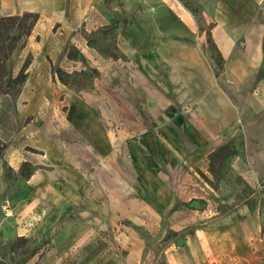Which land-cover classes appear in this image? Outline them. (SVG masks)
<instances>
[{
  "label": "rangeland",
  "instance_id": "obj_1",
  "mask_svg": "<svg viewBox=\"0 0 264 264\" xmlns=\"http://www.w3.org/2000/svg\"><path fill=\"white\" fill-rule=\"evenodd\" d=\"M101 1L0 0V16L37 14L23 48L9 62L15 75L29 57L26 81L17 93L0 92V264H167L164 252L185 250L194 229L202 227L175 229L183 222V215L171 220L175 211L201 213L209 221L240 207L258 208L264 227V185L247 184L231 167L232 159L216 163L214 176L209 169L204 131L215 143L230 133L235 137L225 143L235 148L239 143V87L231 86L234 77L223 72L217 45L214 50L208 46L212 23L204 21L199 0H175L190 24L180 23L160 0H127L126 7L122 0ZM111 22L117 24L115 40L105 31L94 33ZM87 36L93 44H87ZM115 43L119 57L105 56ZM168 46L202 49L215 64L214 79L224 81L231 100L228 117L216 123L195 117L206 108L196 102L204 94L196 93V86L170 84ZM69 48L79 53L77 58L66 57ZM139 57L154 70L145 102L137 101L133 86ZM56 68L68 74L67 84L52 75ZM91 68L98 72L93 80L74 74L81 69L90 74ZM253 78H264V60ZM82 85L88 88L78 90ZM90 91L89 107L112 117L91 115L81 100ZM85 110L83 128L86 122L90 138L108 153L97 161L104 183H96L92 168L84 166L85 183L73 185L69 197L32 198L31 185L15 164L27 153H42V145H69L73 135L88 145L71 125L83 121L79 112ZM71 112L75 119H69ZM89 187L95 196L87 199L83 192Z\"/></svg>",
  "mask_w": 264,
  "mask_h": 264
},
{
  "label": "crops",
  "instance_id": "obj_2",
  "mask_svg": "<svg viewBox=\"0 0 264 264\" xmlns=\"http://www.w3.org/2000/svg\"><path fill=\"white\" fill-rule=\"evenodd\" d=\"M160 1L173 11L180 23L190 24V16L177 1ZM122 2L123 7H126L127 0ZM199 3L205 10L202 16L204 21L212 23L209 35L212 42L217 45L223 60V72L234 77L236 83L231 86L239 87L236 100L240 128L236 137L238 136L239 143L235 148L237 154L232 158L230 165L250 186L258 183L264 185V78H253L255 72L263 69L264 0H199ZM88 25H93L91 19H88ZM166 49L169 57L167 66H169L170 84L174 87L196 86V93L204 94V98L197 97L196 102L206 104L204 105L206 108L200 110V114H196L195 117L210 118L215 120L214 123L228 117L226 109H231L229 94L224 89V84H221L224 81L214 79L212 68L215 64H211L203 57L202 49L189 46H168ZM128 53L135 55V52ZM138 60L137 80L133 86L138 91L137 97H140L137 101L145 102L149 91L147 83L154 79V75L151 74L153 69H148L149 64L142 57ZM159 84L157 82L158 86ZM96 85L94 82V86ZM134 91L135 88L131 90V97L135 95ZM81 100L85 107L90 109L91 115L97 112L100 117L101 115L112 117L107 111H94L89 107L92 103L91 91L82 94ZM198 107L203 106L198 105ZM79 113L83 121L71 125H75L72 127L78 129V137L85 135V139L89 140L88 145L80 141L76 142L78 138L73 135L69 137L71 142L69 145L58 148L53 144L42 145L39 148L42 153H27L23 160L15 164L16 171L23 162L28 163L30 168L32 166L35 168L27 178L31 185L32 198L38 200L56 194L69 197L73 185L85 183L86 178H82L84 166L92 168L91 172L95 177L93 180L96 183L99 185L101 182L104 183L101 177V162L97 161L107 158V150L101 142L96 143L90 138L92 130L86 122L83 128L87 116L86 110ZM75 118L71 112L69 119ZM193 133L198 134L199 130L198 132L193 130ZM208 134V130L202 133L204 138L202 143L206 141L207 156L216 147L235 137L230 133L227 140L215 143L213 136L208 137ZM106 136V144L110 145L112 140L108 134ZM41 166H53V168L44 170ZM91 191L90 187L87 188L83 196L87 199L93 198L95 193ZM172 202L169 201L167 204L171 205ZM215 212L212 211L211 214ZM186 215H189L188 221L184 219ZM180 216L183 222L174 227L175 229L197 224L202 227L194 229V233L187 241L188 248L185 250L175 249L164 252L167 264H264L263 213L258 208L250 211L246 207H240L222 218H213L209 221H203L201 213L194 216L185 214L184 211H175L171 220L177 222Z\"/></svg>",
  "mask_w": 264,
  "mask_h": 264
},
{
  "label": "trees",
  "instance_id": "obj_3",
  "mask_svg": "<svg viewBox=\"0 0 264 264\" xmlns=\"http://www.w3.org/2000/svg\"><path fill=\"white\" fill-rule=\"evenodd\" d=\"M37 20V14L31 12H23L21 14L15 15H3L0 16V92L2 94L8 93H17L23 86L24 82L27 78L26 69L29 65V57L27 56L17 71L15 75H12L9 69V62L10 60L23 48L26 38L30 35L35 23ZM126 22V19H123V23ZM116 29L117 24L116 22H111L106 25H103L101 28H98L94 33H101L105 31V33H110L112 39H116ZM87 44H93V40L91 41L88 36L86 37ZM95 41V40H94ZM208 46L211 49H215V45L212 42L211 38L207 37ZM66 57L69 59L77 58L79 53L74 52L71 53V49H66L64 51ZM107 57H111L113 59H117L118 53L116 49V43L113 46V52L106 53ZM218 56V54H215ZM83 57V56H81ZM216 58V57H215ZM90 74H87L86 69H81L80 71H75L74 74L87 76L92 80L98 76V72L96 69L91 68L89 70ZM52 75H57V78L63 84H67V77L68 74H64V72L56 68L53 69ZM88 88L82 85L78 88V90ZM237 154V151L231 143L221 144L216 147L209 155V169L210 172L214 176V168L216 163H222L226 158L232 159ZM32 173V169L30 168L28 163H22L19 169V174L24 178H28Z\"/></svg>",
  "mask_w": 264,
  "mask_h": 264
}]
</instances>
